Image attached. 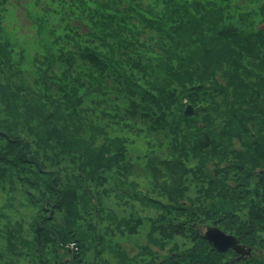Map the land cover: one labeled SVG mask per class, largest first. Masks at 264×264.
Segmentation results:
<instances>
[{
  "label": "trees",
  "instance_id": "obj_1",
  "mask_svg": "<svg viewBox=\"0 0 264 264\" xmlns=\"http://www.w3.org/2000/svg\"><path fill=\"white\" fill-rule=\"evenodd\" d=\"M1 192L28 264H262L200 225L264 253V0H0Z\"/></svg>",
  "mask_w": 264,
  "mask_h": 264
},
{
  "label": "rangeland",
  "instance_id": "obj_2",
  "mask_svg": "<svg viewBox=\"0 0 264 264\" xmlns=\"http://www.w3.org/2000/svg\"><path fill=\"white\" fill-rule=\"evenodd\" d=\"M16 16L18 17V20L15 22L14 26L17 25V26L20 27V29H19L20 33L21 32L22 33H27L28 32V24H29V22L26 19V17L24 16L23 10L22 9H19L16 12ZM7 21L10 24L14 23V21H12L11 18H9ZM146 149H147V147H146V145L143 142L134 143V144H132V145H130L128 147V156L131 158V160H132L133 163H138L139 165H143L144 164V160H145L144 154L146 152ZM37 178L42 180V177H38L37 176ZM141 179L143 180V178H141ZM109 180L112 181L113 185L115 184L116 178L114 177V175L112 173L109 176ZM145 180L146 179L144 177V181ZM17 181H18V178L15 177L14 178V182L17 183ZM16 190H17V193H16V191L13 192V193H16L15 196L17 197V200L20 201L19 200V197L22 198L23 194H22V192L19 189H16ZM2 195H3V192L0 193V204L2 203ZM25 209H26V206H23L21 208V210H25ZM147 212H149V211H147ZM149 213H151V212H149ZM28 214H29V212H26L24 228L27 227V223L26 222L29 220V218L27 216ZM150 215H152V213ZM13 218H14V216H13ZM143 220H144V223H145V227L148 226V225H150L151 222H152V220L151 221H148L147 218H145ZM156 221H155L154 224L157 225L159 222L156 223ZM200 226H201L200 227V231L202 233H204L207 230L208 227L212 228L211 226H208L206 224H201ZM214 228H216V227H214ZM225 235H228V234H225ZM29 238H30V236H29ZM118 241L121 244L120 246H122V248L125 249V251L130 256H133V255H135L137 253L138 250H137V248L135 246H133V243H130V242L124 241V240H120V239ZM175 241H176V245H179L182 242L180 239H175ZM170 243H173V242H170ZM3 244L4 243H1L0 242V251H2V250L4 251V249H5V247H4ZM237 244H239V243L237 242ZM21 245L20 244L19 245H15L13 249H11V250L10 249H6L4 252L10 253V254H12L14 256H17L18 257L17 258V261L18 262L20 261V263H23V264L34 263L33 258L35 259L36 256L34 255L33 251L30 252V248H29L28 245H24V244H21ZM185 245H189V242L187 240H183V242H182V247L185 246ZM239 245H241L243 247V249H247V246L242 245V244H239ZM70 247L73 248V244H71ZM258 251H260V250H257V249H254V248H253V250L250 249L249 254H247L246 256H251L252 255V259L254 261H252V259H249V261H252V262H256V261L257 262H262V264H263L264 263V253L260 254ZM240 257H242V256L240 255ZM64 258L67 259L66 256ZM258 258L261 259L262 261H259ZM15 261L12 260L11 262H9V260H6L5 258L0 257V264H7V263L8 264H16V263H14Z\"/></svg>",
  "mask_w": 264,
  "mask_h": 264
},
{
  "label": "water",
  "instance_id": "obj_3",
  "mask_svg": "<svg viewBox=\"0 0 264 264\" xmlns=\"http://www.w3.org/2000/svg\"><path fill=\"white\" fill-rule=\"evenodd\" d=\"M201 106L199 107H191L187 105L184 110L185 115H191L193 113L197 114L200 110ZM203 237L207 240L210 246L215 248L218 251H225L228 248L234 249L237 253L245 256L249 254L250 249H243V247L237 244L236 239L231 235H225L222 231L217 228H210L208 227L207 230L204 232Z\"/></svg>",
  "mask_w": 264,
  "mask_h": 264
}]
</instances>
